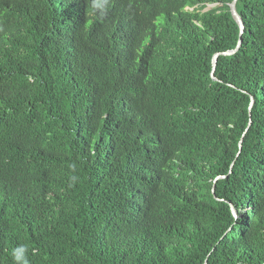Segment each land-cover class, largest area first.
Segmentation results:
<instances>
[{
    "label": "trees",
    "instance_id": "16d2710c",
    "mask_svg": "<svg viewBox=\"0 0 264 264\" xmlns=\"http://www.w3.org/2000/svg\"><path fill=\"white\" fill-rule=\"evenodd\" d=\"M233 1L0 0V264H264V0L214 81Z\"/></svg>",
    "mask_w": 264,
    "mask_h": 264
},
{
    "label": "water",
    "instance_id": "95a60500",
    "mask_svg": "<svg viewBox=\"0 0 264 264\" xmlns=\"http://www.w3.org/2000/svg\"><path fill=\"white\" fill-rule=\"evenodd\" d=\"M237 1H238V0H234V1L230 4V11H231V14H232L233 18L235 19L236 23L238 24L239 29H240V38H239V41H238V45H237V47H236L234 50H230V51L222 52V53H217V54H215V55L213 56V59H212V79H213L214 81H218V79H217V78L215 77V75H214V72H215V70H216V68H217L218 58L221 57V56H231V55L236 54V53L239 51V49H240V47H241V45H242V42H243L242 35H243V33L245 32V25H244L243 20L241 19V17L239 16V14H238V12H237V8H236ZM215 6H217V4L209 5V7H208L207 9H209V8H213V7H215ZM253 101H254L253 98H251V102H252V104H253ZM250 124H251V123H250ZM239 147H240V149H239V153H238V155L241 153V149H242V141H240ZM220 178H221V177L217 178V180L220 179ZM214 192H215V191H214V189H213V193H214ZM214 198H215L216 200H218L215 196H214ZM231 210H232L233 215H234L235 217H237V215H236V211L234 210V208H233L232 206H231ZM205 264H207V263H205Z\"/></svg>",
    "mask_w": 264,
    "mask_h": 264
}]
</instances>
